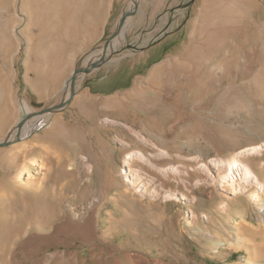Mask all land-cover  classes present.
<instances>
[{
	"label": "rangeland",
	"instance_id": "rangeland-1",
	"mask_svg": "<svg viewBox=\"0 0 264 264\" xmlns=\"http://www.w3.org/2000/svg\"><path fill=\"white\" fill-rule=\"evenodd\" d=\"M137 1L71 97L133 0H0V141L71 97L0 147V264H264V0ZM175 57L199 98L126 95Z\"/></svg>",
	"mask_w": 264,
	"mask_h": 264
},
{
	"label": "bare ground",
	"instance_id": "bare-ground-1",
	"mask_svg": "<svg viewBox=\"0 0 264 264\" xmlns=\"http://www.w3.org/2000/svg\"><path fill=\"white\" fill-rule=\"evenodd\" d=\"M207 5L208 4H206V6ZM194 30H193V32H195V33H193V34H196V30L195 31ZM120 34H121L122 37H124V34L123 33H120ZM115 43L116 44H119L120 43L119 37L116 38ZM197 47L198 46H196L195 48H197ZM202 48H204V47H202ZM199 49H200L199 51H198V49L195 50V54H198V52L202 51L201 48H199ZM195 54H192V57ZM200 54H198L199 57H200ZM198 55H197V57H198ZM196 61L199 63L198 60H196ZM191 63H194V61L191 62ZM195 64H196V62H195ZM195 64H193V65H195ZM200 65H201V63H200ZM196 68H199V67L197 66ZM197 70H199V69H197ZM181 73L184 74V75H186L187 78H188V75L190 76V81H191L190 82V89H191V91L193 93L192 96H193L194 99L199 98L201 96V93H203L202 91L205 90L204 89L205 87L201 83V80L195 79V74L197 75V73H198V72L196 73L195 67H192V65H190L189 63H186V62L180 60V57H175L172 61L171 60L170 61L168 60V61H166V62H164V63H162L160 65H157L151 71V73L149 74V76L147 78L148 81L151 83L150 85L146 86L145 84L144 85L143 84H140L139 86H136L133 89H131L126 95L129 96V97H131L133 100L136 99L137 102H142L144 104L145 103H150V101L148 100L149 99L148 95L150 94V91L153 92L154 96H157L159 94L160 90H161V82H164V81H167L169 79H172V78H174L175 76H177L178 74H181ZM225 79H227V75L223 79V82L225 81ZM230 99H231L230 97H225V101H226L225 103L226 104H230V102H231ZM24 110L27 113L30 112V108L26 104L24 105ZM146 121L149 124H152V125L153 124L156 125V123H157L156 122V118H153V117L152 118H148V119L146 118ZM237 157L236 156H233V157L229 158V160H228V168H227L226 173H225V178H227V176H230L233 173V171L235 170V168H238V159H237ZM243 168H244V172H243L244 174H241L242 175L241 176V181H248L251 178V176H253L254 173H253L252 169L248 165H244ZM261 187H262V184H258L257 185V194L256 195H258L260 193ZM260 204L263 205V206L260 207V209L263 211V214H264V201H260ZM263 217H264V215H263ZM262 220L264 222V218ZM248 253H250V256L247 257V262L245 264H260L259 263V260H258V256L257 255H254L255 253L252 252L250 250V248H248ZM252 253H254V254H252ZM136 260L139 261L140 260V257H136ZM238 264H244V263H241L240 262Z\"/></svg>",
	"mask_w": 264,
	"mask_h": 264
},
{
	"label": "water",
	"instance_id": "water-1",
	"mask_svg": "<svg viewBox=\"0 0 264 264\" xmlns=\"http://www.w3.org/2000/svg\"><path fill=\"white\" fill-rule=\"evenodd\" d=\"M133 2L135 3V8L133 10H127V11H124L120 17V20L118 22V26H117V29L116 31L106 40L105 44H104V49H103V53L102 55L100 56V58L98 60H95L94 62H92L88 67H80V68H77L73 75H72V95L71 97L75 94V82H76V79H77V76L81 73V72H91L93 69L95 68H98V67H101L102 65H104L106 62H107V54H108V50L110 49L111 47V44H112V41L120 34L122 33V31L124 30L126 24H127V21H128V18L133 15L137 9H138V6H139V3L137 0H133ZM70 97V98H71ZM69 99L63 101L62 103L60 104H57V105H53V106H50L48 108H45L39 112H36V113H29L27 114L22 120L21 122L19 123L18 127H17V135H16V138L14 139H8L6 141H0V147L1 146H7V145H11L15 142H18L21 140L22 138V128L24 126V124H26L28 122V120L30 118H33V117H42L44 115H47L51 112H53L54 110L56 109H59V108H62L64 107L68 102H69Z\"/></svg>",
	"mask_w": 264,
	"mask_h": 264
},
{
	"label": "crops",
	"instance_id": "crops-1",
	"mask_svg": "<svg viewBox=\"0 0 264 264\" xmlns=\"http://www.w3.org/2000/svg\"><path fill=\"white\" fill-rule=\"evenodd\" d=\"M122 13H123V12H121L120 15H119V20H120V17H121V15H122ZM118 22H119V21H118ZM105 66H106V64H104V65H102L101 67L96 68V69H97V71H99L100 69H103ZM117 71L123 74V72H121V71H119V70H117ZM104 81H105V79H103L102 81H100V83H99V87L102 86V84L104 83ZM120 90H121V89H116V90H114V91H112V92H109V93H117V92H119ZM98 91H99V92H104L103 90H100V89H98Z\"/></svg>",
	"mask_w": 264,
	"mask_h": 264
}]
</instances>
